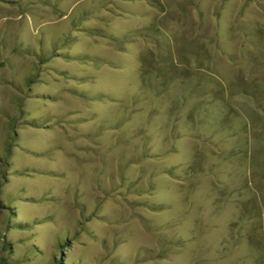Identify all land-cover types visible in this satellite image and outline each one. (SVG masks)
<instances>
[{"label":"rangeland","instance_id":"rangeland-1","mask_svg":"<svg viewBox=\"0 0 264 264\" xmlns=\"http://www.w3.org/2000/svg\"><path fill=\"white\" fill-rule=\"evenodd\" d=\"M0 264H264V0H0Z\"/></svg>","mask_w":264,"mask_h":264}]
</instances>
